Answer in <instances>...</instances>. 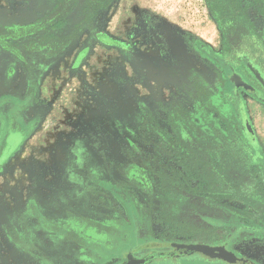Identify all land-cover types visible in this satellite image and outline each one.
<instances>
[{
    "label": "rangeland",
    "instance_id": "374dc122",
    "mask_svg": "<svg viewBox=\"0 0 264 264\" xmlns=\"http://www.w3.org/2000/svg\"><path fill=\"white\" fill-rule=\"evenodd\" d=\"M254 2L225 25L207 0H0V264H105L192 243L155 222L160 174L178 159L166 133L219 134L226 119L264 165ZM242 234L215 244L228 255L153 264H264V209Z\"/></svg>",
    "mask_w": 264,
    "mask_h": 264
},
{
    "label": "trees",
    "instance_id": "16d2710c",
    "mask_svg": "<svg viewBox=\"0 0 264 264\" xmlns=\"http://www.w3.org/2000/svg\"><path fill=\"white\" fill-rule=\"evenodd\" d=\"M210 11L220 14L227 25L236 22L232 11L243 13L254 0H207ZM264 16V6L260 9ZM231 16V18H229ZM231 21V20H230ZM59 29L62 22H57ZM249 34L254 59L264 65V48L255 44ZM195 88L202 98L209 97L208 89L199 84ZM242 122L246 125L245 119ZM227 120H222L220 133H197L184 128L167 132L170 141L168 153L175 154L176 166H169L161 174L163 206L157 210L155 222L166 229L168 238L183 237L192 243L224 244L236 235L243 236L248 221L264 209V165L257 159L255 150L226 135ZM241 131V129H239ZM0 156V161L2 160ZM172 194L180 195L175 207ZM241 217V218H240ZM238 264H252L239 259Z\"/></svg>",
    "mask_w": 264,
    "mask_h": 264
},
{
    "label": "water",
    "instance_id": "95a60500",
    "mask_svg": "<svg viewBox=\"0 0 264 264\" xmlns=\"http://www.w3.org/2000/svg\"><path fill=\"white\" fill-rule=\"evenodd\" d=\"M167 246H171L174 249L169 252L154 251L142 258L128 255V260L123 264H149L155 259L161 258H174L178 256H189L193 254H200L213 257L217 254L228 255L229 251L225 246H217L204 243H167Z\"/></svg>",
    "mask_w": 264,
    "mask_h": 264
},
{
    "label": "flooded vegetation",
    "instance_id": "af4514ba",
    "mask_svg": "<svg viewBox=\"0 0 264 264\" xmlns=\"http://www.w3.org/2000/svg\"><path fill=\"white\" fill-rule=\"evenodd\" d=\"M167 243H175V241H158L157 244H163V247L164 249H160V248H157V249H152L146 253H144L143 255H140L139 258H142L144 257L145 255L151 253V252H154V251H162V252H169V251H172L174 248L171 247V246H167ZM181 243V242H180ZM162 247V246H160ZM128 255H133V256H137L138 255H135V253L133 251H129V252H126L124 254V258L122 260H120V258H112L111 260H109L108 262H106L105 264H123L124 262H126L128 260ZM182 257H188V256H178V257H174V258H161V259H155L153 260L151 263L149 264H153L154 262L158 261V260H177V259H180Z\"/></svg>",
    "mask_w": 264,
    "mask_h": 264
}]
</instances>
